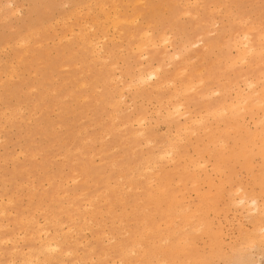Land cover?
Instances as JSON below:
<instances>
[{
	"label": "rangeland",
	"instance_id": "obj_1",
	"mask_svg": "<svg viewBox=\"0 0 264 264\" xmlns=\"http://www.w3.org/2000/svg\"><path fill=\"white\" fill-rule=\"evenodd\" d=\"M263 26L264 0H0V264H264Z\"/></svg>",
	"mask_w": 264,
	"mask_h": 264
},
{
	"label": "bare ground",
	"instance_id": "obj_2",
	"mask_svg": "<svg viewBox=\"0 0 264 264\" xmlns=\"http://www.w3.org/2000/svg\"><path fill=\"white\" fill-rule=\"evenodd\" d=\"M96 1H97V0H96ZM143 2H144V1H143ZM195 2H196V1H195ZM93 3H95V2H93ZM175 3H176V2H175ZM191 3H192V2H191ZM103 4H104V2L102 3V6H103ZM100 6H101V5H100ZM102 6H101V7H102ZM185 6H186V5H185ZM106 7H107V6H106ZM218 7H219V5H218ZM103 8H104V6H103ZM103 8H101V9H103ZM212 8H213V7H212ZM219 8H221V6H220ZM219 8H217V9H219ZM93 9H94V8H93ZM209 11H211V10H209ZM214 11H215V9H214ZM216 11L218 12L219 10H216ZM93 12H94V11H93ZM248 12H249V11H248ZM248 12H247V13H248ZM116 13H117V12H116ZM143 13H144V12H143ZM184 13H186V12H184ZM108 15H109V14H108ZM108 15H107V16H108ZM113 15H114V14H113ZM195 15H196V14H195ZM195 15H193V16H195ZM107 16H106V18L108 19L109 17H107ZM115 16H116V17H115ZM115 16H113L112 18L115 17V19L117 20V17H118V16H117V15H115ZM136 16H137V15H136ZM99 17H100V16H99ZM248 17H249V16H248ZM71 18H72V17H71ZM118 18H119V17H118ZM134 18L137 19L136 17H134ZM134 18H133V19H134ZM87 19H88V18H87ZM85 20H86V19H85ZM116 20L112 22L113 25H114V23H117V24H118L117 21H118L119 19H118L117 21H116ZM123 20H124V19H122V21H123ZM63 21H64V20H63ZM86 21H87V20H86ZM133 21H134V20H133ZM135 21H136V20H135ZM247 21H248V20H247ZM56 22H57V21H56ZM238 22L240 23V20H239ZM243 23H244V21H243ZM58 24H59V23H58ZM91 24H92V23H91ZM117 24H115V25H117ZM148 24H149V23H148ZM254 24H255V23H254ZM257 24H258V23H257ZM83 25H86V24H83ZM115 25H114L113 27H115ZM252 25H253V24H252ZM252 25H251V26H252ZM258 25H259V24H258ZM51 26H52V25H51ZM66 26H67V25H66ZM211 26H212V25H211ZM251 26H250L251 29H247V30H253V31H254V28H252L253 26H252V27H251ZM70 27H71V28H70V31H71L73 28H72V26H70ZM85 27H86V26H85ZM85 27H84V28H85ZM90 27H91V25H90ZM96 27H97V26H96ZM194 27H195V26H194ZM263 27H264V26H263ZM52 28H53V26H52ZM79 29H80V28H79ZM89 29H90V28H89ZM114 29H115V28H114ZM114 29H113V30H114ZM85 30H86V29H85ZM90 30H91V29H90ZM107 30H108V29H107ZM83 31H84V30H83ZM87 31H88V30H87ZM213 31H214V30H213ZM71 32L74 33L73 31H71ZM84 32H86V31H84ZM93 32H94V31H93ZM144 32H146V31H144ZM205 32H207V31H205ZM68 33H69V32H68ZM148 33H150V32H148ZM167 33H168V32H167ZM235 33H236V32H235ZM263 33H264V32H263ZM30 34H31V33H30ZM141 34H143V33H141ZM130 35H132V34H130ZM162 35H164V33H162ZM162 35H160V36H162ZM200 35H201V34H200ZM241 35H242V34H241ZM68 36H69V35H68ZM140 36L143 37V35H140ZM170 36H171V35H170ZM100 37H101V36H100ZM131 37H133V36H131ZM142 37H140V38H142ZM147 37H148V36H147ZM147 37H146V38H147ZM149 37H150V36H149ZM149 37H148V38H149ZM243 37H244V34H243ZM63 38H64V37H63ZM68 38H69V37H68ZM68 38H67V39H68ZM101 38H102V37H101ZM112 38H113V36H112ZM114 38H115V37H114ZM146 38H145V36H144V40H145ZM165 38H167L166 35H165V36H162V39H163V40L160 39V41H158V40H157V41L160 43L161 41H164V40H167V39H168V38H167V39H165ZM170 38H171V37H170ZM261 38H262V37H261ZM65 39H66V36H65ZM65 39H63V40H65ZM67 39H66V40H67ZM82 39H83V34H82ZM90 39H91V37H90ZM92 39H93V38H92ZM99 39H100V38H99ZM102 39H103V38H102ZM149 39H150V38H149ZM239 39H241V38H239ZM242 39L244 40L245 37L242 38ZM104 40H105V38H104ZM118 40H119V39H118ZM142 40H143V38H142ZM142 40H141V41H142ZM146 40H148V39H146ZM146 40H145V42H146ZM169 40H170V39H169ZM60 41H62V39H61V40H58V42H60ZM68 41H69V40H68ZM150 41H151V39H150ZM20 42H22V40H21ZM97 42H98V41H97ZM125 42H126V41H125ZM151 42H153V41H151ZM151 42H150V43H151ZM168 42H169V41H168ZM168 42H166V43H168ZM234 42H235V41H234ZM236 42H237V41H236ZM18 43H19V42H18ZM23 43H24V40H23ZM60 43H61V42H60ZM94 43H95V42H94ZM143 43H144V41H143ZM146 43H147V42H146ZM146 43L143 45V44L140 42V43H138L139 45L137 44V45H135V47H136V49H137V47L139 46V48L141 47V50H142V49H143V48H142V45H143V47H144V46L146 45ZM159 43H158V44H159ZM162 43H164V42H162ZM238 43H239V42H238ZM25 44L27 45V43H25ZM25 44H24V45H25ZM39 44H40V43H39ZM140 44H142V45L140 46ZM158 44H157V45H158ZM168 44H169V43H168ZM242 44L244 45V48H242L243 46H242L241 48H239V47H236L235 45H234V47L237 48L238 56H240L241 59L243 60V59H244L243 56H244L248 51H250V53H252L253 51H251V50H253L254 48H253L252 45H250V39H249V38H246L245 41L242 42ZM242 44H241V40H240L239 46L242 45ZM15 45H16V44H15ZM24 45H23V46H24ZM89 45H90V44H89ZM149 45H150V44H149ZM161 45H162V44H161ZM165 45H166V44H165ZM165 45H163V46H165ZM182 45H183V44H182ZM182 45H181V46H182ZM6 46H7V45H6ZM17 46H18V45H17ZM98 46H99V45H98ZM151 46H152V45H151ZM169 46H170V45H169ZM187 46L190 47V42H189V45H187ZM94 47H95V46H94ZM94 47H93V48H94ZM101 47H102V46H100V49H101ZM145 47H146V46H145ZM166 47H167V46H166ZM184 47H186V46H184ZM97 48H98V47H97ZM139 48H138L137 50H139ZM255 48H257V47H255ZM260 48H261V47H260ZM98 49H99V48H98ZM100 49H99V50H100ZM121 49H122V48H121ZM134 49H135V48H134ZM136 49H135V50H136ZM186 49H187V48H186ZM94 50H95V49H94ZM99 50H98V51H99ZM135 50H134V51H135ZM263 50H264V49H263ZM95 51H96V50H95ZM98 51H96L97 54L100 53V52H98ZM182 51H183V50H182ZM257 51L260 52L259 50H257ZM96 52H95V53H96ZM124 52H125V51H124ZM142 52H144V50H143ZM163 52H164V51H163ZM245 52H246V53H245ZM25 53H26V52H25ZM74 53H75V52H74ZM250 53H249V54H250ZM161 54H162V59H163V57L167 56V55L164 54V53H161ZM177 54H180V53H177ZM249 54H247V55H249ZM92 55H93V53H92ZM100 55H101V54H100ZM170 55H172V54L170 53ZM95 56H96V55H95ZM97 56H98V55H97ZM108 56H109V54H108ZM139 56H140V55H139ZM172 56H173V55H172ZM196 56H197V55H196ZM98 57H99V56H98ZM177 57H178V56H177ZM179 57H180V56H179ZM240 57H239V58H240ZM245 57H246V55H245ZM20 58H21V57H20ZM96 58H97V57H96ZM99 58H100V57H99ZM99 58H98V59H99ZM143 58H144V57H143ZM166 58H167V57H166ZM169 58H170L169 60L172 59L171 57H169ZM189 59L192 60V58H189ZM241 59H239V61H240ZM257 59H258V58H257ZM105 60H107V59H105ZM190 60H188V62H189ZM236 60H237V59H235V61H233V62L236 63V62H237ZM244 60H245V59H244ZM90 61H91V60H90ZM119 61H120V60H119ZM163 61H165V60H163ZM146 62H147V61H146ZM185 62H186V61H185ZM242 62H243V61H242ZM245 62H246V61H245ZM119 63H120V62H119ZM235 63H233V64H235ZM243 63H244V62H243ZM256 63H257V62H256ZM259 63H260V62H259ZM78 64H79V63H78ZM236 64H237V63H236ZM247 64H248V62H247ZM260 64H261V63H260ZM116 65H117V64H116ZM124 65H125V64H124ZM263 65H264V64H263ZM74 66H75V65H74ZM76 66H77V65H76ZM76 66H75V67H76ZM110 66H111V64H110ZM112 66H114V65H112ZM255 66H256V65L254 64V67H255ZM78 67H79V66H78ZM65 68H66V66H65ZM135 69H136V68H135ZM154 69H155V68H154ZM156 69H157V68H156ZM182 69H183L182 71H185L184 68H182ZM252 69H254L253 66H252ZM200 70H201V69H200ZM150 71H152V70H150ZM150 71H149V72H150ZM156 71H157V70H156ZM159 71H160V69H159ZM177 71H178L179 73L182 72L181 70H180L181 72H180L179 70H177ZM10 72H11V70H10ZM12 72H15V71L13 70ZM157 72H158V71H157ZM198 72H199V71H198ZM179 73H177L176 75H179ZM199 73H200V72H199ZM238 73H239V72H238ZM258 73H259V72H258ZM11 74H12V73H11ZM33 74H34V73H33ZM159 74H160V73H159ZM159 74H158V75H159ZM183 74H184V72H183ZM18 75H19V74H18ZM81 75H82V74H81ZM9 76H10V75H9ZM156 76H157V75H156ZM156 76H155V73H154V72H150V73L147 74V75H142V74L140 73V75H139V80L141 81L140 83L142 84L144 81L148 80L149 78L152 79L153 77H156ZM9 78H10V77H9ZM116 78H118L117 75H116ZM172 78H174V77H172ZM189 78H190V77H189ZM241 78H243V77H241ZM203 79H204V78H203ZM263 79H264V78H263ZM263 79H260L259 81H261V80H263ZM110 80L113 81V78H111ZM120 80H121V79H120ZM168 80H169V79H168ZM168 80H167V81H168ZM257 80H258V79H257ZM115 81H116V80H115ZM165 81H166V80H165ZM196 81H197V80H196ZM196 81H195V82H196ZM198 81H199V80H198ZM138 82H139V81H138ZM202 82H203V81H200V83H202ZM234 82H235V81H234ZM250 82H251V81H250ZM250 82H249V83H250ZM0 83H1V82H0ZM121 83H122V82H121ZM165 83L167 84V82H165ZM171 83H172V82H171ZM192 83L195 84L194 86H197L196 83H194V82H192ZM197 83H199V82H197ZM200 83H199V84H200ZM229 83H230V82H229ZM232 83H233V82H232ZM246 83H247V81L245 82V86L248 85V83H247V84H246ZM252 83H253V82H251L249 85H251ZM83 84H85V83H83ZM163 84H164V83H163ZM163 84H162V85H163ZM174 84H175V83H173V85H174ZM188 84H190L189 89H188V87H187L188 85H186V84H184V85H186L185 88H187L188 90L194 88L193 86L191 87V85H192L191 83L188 82ZM234 84H235V83H234ZM128 85H129V87H130L132 84H128ZM136 85H137V84H136ZM147 85H148V84H147ZM160 85H161V83H160ZM184 85H183V86H184ZM253 85H255V84H253ZM113 86H114V85H113ZM125 86H126V85H125ZM158 86H159V85H158ZM168 86H169V85H168ZM198 86H199V85H198ZM198 86H197V88H199ZM129 87H128V88H129ZM133 87H134V86H133ZM165 87H166V86H165ZM230 87H231V86H230ZM232 87H234V85H233ZM232 87H231L230 89H233ZM235 87H236V86H235ZM125 88H126V87H125ZM175 88H176V87H175ZM185 88H184V89H185ZM247 88H248V89H251V88H249V87H247ZM247 88H246V89H247ZM33 89H35V88H33ZM156 89H157V85H156ZM179 89H180V88H179ZM179 89H178V90H179ZM243 89H244V88H243ZM243 89H242V90H243ZM130 90H131V89H130ZM160 90H162V89H160ZM175 90H176V89H175ZM178 90H176V91H178ZM180 90H181V89H180ZM180 90H179V91H180ZM223 90H224V89H223ZM239 90H240V89H239ZM181 91H182V90H181ZM185 91H186V89H185ZM190 91H191V90H190ZM194 91H196V90H194ZM215 91H218V90H215ZM219 91H220V90H219ZM228 91H229V89H228ZM236 91H237V90H236ZM248 91H249V90H248ZM53 92H54V91H53ZM120 92H121V91H120ZM187 92H188V91H187ZM192 92H193V90H192ZM221 92H223V91L221 90ZM243 92H244V90H243ZM255 92H256V91H255ZM255 92H253V91H252V92H248V94H249V93L256 94ZM258 92L260 93V91H258ZM70 93H71V92H70ZM176 93H177V92H176ZM183 93H184V92H183ZM177 94H179V93H177ZM209 94H210V93H209ZM212 94H214V93L211 92L210 95H212ZM216 94H217V93H216ZM246 94H247V93H246ZM248 94H247V95H248ZM262 94H263V93H262ZM210 95H209V96H210ZM234 95H235V91H234ZM260 95H261V93H260ZM263 95H264V94H263ZM175 96H176V95H175ZM204 96H205V95H204ZM209 96H206V97H209ZM255 96H256V95H255ZM117 97H118V96H117ZM173 97H174V96H173ZM173 97H171V98H173ZM176 97H177V96H176ZM176 97H174V100H175ZM253 97H254V96H253ZM253 97L250 96V99H252ZM261 97H262V96H261ZM86 98H87V97H86ZM101 98H102V97H101ZM120 98H121V96H120ZM120 98H118L117 100H119ZM122 98H123V97H122ZM122 98H121V101H120V102H122ZM157 99H158V98H157ZM255 99H256V97H255ZM255 99H254V101H256ZM169 100H170V99H168V100L165 99V101H167V102H170V101H171V100H170V101H169ZM244 100H245V101L247 100V101H246L247 103H245ZM252 100H253V99H252ZM260 100L263 101V99H260ZM257 101H259V100H257ZM160 102H161V101H160ZM96 103H97V101H96ZM118 103H119V102H118ZM118 103H117V104H118ZM161 103H162V102H161ZM181 103L183 104L182 101H181ZM181 103H179V105L182 106V107L180 106L181 109H182V108H183V105H182ZM254 103H255V102H254ZM259 103H261V102H259ZM121 104H123V103H121ZM121 104H120V105H121ZM175 104H176V103H175ZM240 104H241L242 106H241ZM243 104H245V106H244ZM247 104H248V105L250 104V103L248 102V96H246V99H244L242 93H240V94L237 93L236 96L232 99L231 103H229V105H228V103H227L226 105L229 106V112H234V113H235V112L238 113V112L240 111V106L242 107L241 110H244L245 108L247 109V108H250V107H252V109H253V107L255 108V107L257 106V105H254V104L252 103L253 105L250 104L251 106H248V107H247V106H246ZM256 104H258V102H257ZM109 105H110V104H109ZM120 105H119V106H120ZM261 105H262V104H261ZM111 106H112V105H111ZM113 106L115 107V105H113ZM159 106H161V105H159ZM166 106H167V104H166ZM176 106H177V104H176ZM222 106L224 107V105H221V107H222ZM177 107H178V106H177ZM177 107H176V109L174 108V110H176L175 112H177L176 114H178V113L181 112L180 110H179L180 112L178 111V109H179L180 107H179V108H177ZM225 107H226V106H225ZM243 107H245V108H243ZM263 107H264V103H263ZM169 108H171V107H169ZM169 108H168L167 110H169ZM226 108H228V107H226ZM226 108H225V109H226ZM259 108H260V107H259ZM216 109H217V108H216ZM221 109H222V108H221ZM221 109H220L219 111H221ZM223 109H224V108H223ZM250 109H251V108H250ZM63 111H64V110H63ZM158 111H159V110H157V112H156L157 114H159ZM185 111H187V110L185 109ZM203 111H204V110H203ZM216 111H217V110H216ZM219 111H218V112H219ZM225 111H226V110H225ZM225 111H221V112L225 113ZM118 112H119V111H118ZM168 112H169V114H170L171 111L169 110V111H167V113H168ZM182 112H183V111H182ZM182 112H181V113H182ZM263 112H264V111H263ZM116 113H117V112H116ZM116 113H114L115 115H114L113 117L116 116ZM167 113H165V114H167ZM184 113H185V112H184ZM184 113H183V114H184ZM206 113H207V111L205 110V115H206ZM209 113H210V112H209ZM209 113H208V114H209ZM211 113H213V112H211ZM214 113H216V112L214 111ZM227 113H228V112H227ZM111 114H112V113H111ZM118 114H120V113H118ZM171 114H172V113H171ZM183 114H178V115L180 116V115H183ZM216 114H217V113H216ZM216 114H215V115H216ZM61 115H62V114H61ZM185 115H187V114H185ZM213 115H214V114H213ZM213 115H212V116H213ZM219 115H220V114H219ZM224 115H225V114H224ZM260 115H261V114H260ZM56 116H57V115H56ZM71 116H72V115H71ZM170 116H172V115H169L168 117H170ZM199 116H201V121H202V115L200 114ZM199 116H198V117H199ZM207 116H208V115H207ZM217 116H218V115H217ZM111 117H112V116H111ZM138 117H139V119L141 118L140 116H137V118H138ZM214 117H215V116H214ZM261 117H263V116L261 115ZM261 117H260V118H261ZM10 118H11V117H10ZM143 118H144V117H143ZM229 118H230V117H229ZM257 118H258V117H257ZM139 119H136V121L138 122V123L136 122L137 125H140V122H139V121L142 120V119H140V120H139ZM203 119H204V118H203ZM230 119H231V118H230ZM262 119H263V118H262ZM35 120H36V119H35ZM114 120H115V119H114ZM134 120H135V119H134ZM138 120H139V121H138ZM146 120H147V119H146ZM195 120H197V119H195ZM195 120H193V121L195 122ZM255 120H257V119H255ZM258 120H259V118H258ZM52 121H53V120H52ZM143 121H144V120H143ZM143 121H142V122H143ZM193 121H192V122H193ZM201 121H199V123H201ZM263 121H264V119H263ZM263 121H261L262 123H261V122H260V123L263 124V123H264ZM84 122H85V121H84ZM142 122H141V125H142L143 123H145V122H143V123H142ZM197 122H198V121H197ZM197 122H196V123H197ZM63 123H64V122H63ZM199 123H198V124H199ZM258 123H259V122H257V124H258ZM112 124H113V123H112ZM112 124H111V125H112ZM125 124H127V123H125ZM198 124H197V125H198ZM137 125H136V126H137ZM187 125H188V124H187ZM189 125H190V121H189ZM58 126H59V125H58ZM121 126H122V125H121ZM123 126H124V124H123ZM123 126H122V127H123ZM144 126H146V125L144 124L143 127H144ZM185 126H186V123H185ZM58 128H59V127H58ZM184 128H186V127L183 126V129H184ZM190 128H192V127L189 126V129H190ZM61 129H62V128H61ZM106 129H107V128H106ZM189 129L186 128V131H188ZM207 129H208V128H207ZM262 129H263V128H262ZM262 129H261V132H262ZM84 130H85V129H84ZM116 130H117V129H116ZM144 130H146V129H144ZM144 130H143V131H144ZM184 130H185V129H184ZM184 130H183V132H184V134H185V131H184ZM226 130H227V129H226ZM228 130H229V129H228ZM230 130H232V129H230ZM230 130H229V131H230ZM244 130H245V129H244ZM45 131H46V130H45ZM73 131H74V130H73ZM141 131H142V130H141ZM143 131H142V132H143ZM190 131H192V130H190ZM190 131H188L189 133H187V134L190 135V136H192V134H190V133H192L193 131H192V132H190ZM245 131H246V130H245ZM138 132H139V133H137V135H138V137H139V135H142V134H141L140 131H138ZM180 132H181V131H180ZM225 132H226V131H225ZM234 132H235V131H234ZM135 133H136V132H134L133 134H135ZM181 133H182V132H181ZM42 134H43V133H42ZM175 134H176V133H175ZM219 134H220V133H219ZM255 134H256V133H255ZM255 134H254V135H255ZM263 134H264V132H263ZM180 135H182V134H180ZM259 135H260V134H259ZM259 135H258V136H259ZM47 136H48V135H47ZM106 136H109V135H106ZM142 136H143V135H142ZM142 136H141V137H142ZM176 136H177V135H176ZM135 137H136V134H135ZM178 137H179V136H178ZM188 137H189V136H188ZM262 137H263V136H262ZM91 138H92V137H91ZM91 138H90V139H91ZM179 138H180V137H179ZM181 138H182V136H181ZM189 138H190V137H189ZM254 138H255V136H254ZM18 139H19V138H18ZM45 139H46V138H45ZM61 139H62V138H61ZM61 139H60V140H61ZM90 139H89V140H90ZM175 139H176V138H175ZM252 139H253V138H252ZM262 139H263V138H262ZM178 140H179V139H178ZM211 140H212V139H211ZM253 140H254V139H253ZM37 141H38V140H37ZM45 141H46V140H45ZM147 141H150V139H149V140L147 139ZM173 141H174V140H173ZM173 141H172V142H173ZM40 142H41V141H40ZM220 142H221V140H220ZM259 142H260V141H259ZM58 143H59V142H58ZM147 143H148V142H147ZM175 143H176V142H175ZM216 143H217V142H213V145L216 144ZM221 143H223V141H222ZM149 144H151V143L149 142ZM205 144H206V143H205ZM207 144H208V142H207ZM220 145H221V144H220ZM224 145H225V144H224ZM215 146H216V145H215ZM250 146H251V144H250ZM35 147H36V146H35ZM60 147H61V146H60ZM62 147H63V146H62ZM222 147H223V144H222ZM71 148H72V147H71ZM114 148H115V147H114ZM135 148H137V147H135ZM170 148H171V147H170ZM173 148H174V147H173ZM224 148H226V147H224ZM247 148H248V146H246V145H244V146L241 147V150L245 151L244 156H243V158H242L241 160H242V165H243L244 167L250 168L251 165H252V154H253V149H251V148L247 149ZM62 149H63V148H62ZM164 149H165V148H164ZM210 149H212V148H210ZM63 150H64V149H63ZM168 150H169V149H168ZM75 151H77V150H75ZM133 151H135V150H133ZM165 151H166V150H165ZM169 151H171V150H169ZM195 151H196V150H195ZM44 152H45V151H44ZM133 154H134V153H133ZM206 154H207V153H206ZM91 155H92V154H91ZM152 155H153V153H152ZM158 155H159V154H158ZM163 155H164V154H163ZM163 155H162V156H163ZM165 155H168V154L165 153ZM162 156L159 155L158 160H159L160 157H162ZM204 156H205V155H204ZM206 156H207V155H206ZM206 156H205V157H206ZM241 156H242V155H241ZM153 157H155V156H153ZM163 158H164V156H163ZM166 158H167V157H166ZM254 158H255V157H254ZM168 159H169V158H168ZM255 159H257V158H255ZM43 160H45V159H43ZM115 160H116V159H115ZM154 160H155V159H154ZM45 161H46V160H45ZM112 161H113V160H112ZM171 161H172V160H171ZM171 161H170V162H171ZM190 161H191V159H190ZM103 162H104V161H103ZM99 163H100V162H99ZM255 163L257 164V161H256V160H255ZM150 164H151V163H150ZM202 164H203V163H202ZM45 165H46V164H45ZM57 165H58V164H57ZM156 165H157V164H156ZM199 165H200V164H199ZM204 165H205V164H204ZM54 166H55V165H54ZM112 166H113V165H112ZM152 166H154V164H153ZM196 166H197V164H196ZM200 166H203V165H200ZM119 167H120V166H119ZM146 169H148V168H146ZM146 169H145L144 172H146ZM219 169H220V168H219ZM150 170H151V169H150ZM157 171L160 172L161 170L158 169ZM87 172H88V171H87ZM138 172L140 173V171H138ZM138 172H137V173H138ZM176 172H177V171H176ZM242 172H243V171H242ZM139 173H138V174H139ZM157 173H158V172H157ZM253 173H254V171H253ZM145 174H146V173H145ZM254 174H257V173H254ZM132 175H133V174H132ZM156 176H158V174H157ZM237 176H238V175H237ZM237 176H236V177H237ZM29 177H30V176H29ZM141 177H142V176H141ZM143 177H144V176H143ZM233 177H234V176H233ZM233 177H232V178H233ZM236 177H234V178H236ZM70 178H72V177H70ZM72 179H73L74 182H76V181H75V180H76L75 177L72 178ZM74 179H75V180H74ZM118 179H119V178H118ZM120 179H121V178H120ZM120 179H119V180H120ZM150 179H152V178H150ZM32 181H33V179H32ZM49 181H50V180H49ZM49 181H48V182H49ZM67 182H68V181H67ZM165 182H167V181H165ZM194 183L197 184L196 181L193 182V185H195ZM177 184H178V183H177ZM182 184H183V183H182ZM124 185H125V184H124ZM167 186H168V184H167ZM19 187H20V186H19ZM122 187H123V186H122ZM130 187H131V186H130ZM130 187H128V189H129ZM161 188L163 189L164 186L161 187ZM232 188H233V187H232ZM32 189H33V188H32ZM162 189H161V190H162ZM197 190H198V189H197ZM105 191H106V190H105ZM234 192H236V190L233 191V193H234ZM104 193H105V192H104ZM208 194H209V192H208ZM64 195H65V193H64ZM212 195H213V194H212ZM208 196H209V195H208ZM220 196H221V195H220ZM61 197H63V196H61ZM210 197H213V196L210 195ZM210 197H209V198H210ZM229 197H230V200H231V201H235V200H236L235 198L232 197L231 193L229 194ZM107 199H108V198H107ZM123 199H124V198H123ZM123 199H122V201H123ZM177 199H178V198H177ZM207 199H208V198H207ZM104 200H105V199H104ZM178 200H179V199H178ZM241 200H242V201H241ZM241 200H240V203H243V201H244V200H243V197H241ZM1 201H3V200L1 199L0 202H1ZM9 201H10V200H8V203H9ZM89 201H90V200H89ZM93 202H94V201H93ZM113 202H114V201H113ZM209 202H210V201H209ZM252 202H253L252 205H254L253 208H254L255 210L258 211L259 208H260V205L257 203L256 199H253ZM11 203H12V202H11ZM140 203H141V202H140ZM187 203H188V202H187ZM230 203H231V202H230ZM235 203H236V202H235ZM237 203H239V202H237ZM89 204H90V203H89ZM174 204H175L176 206H178V204H177L175 201H174ZM212 205H213V204H212ZM186 206H187V205H186ZM0 207H1V205H0ZM261 207H262V206H261ZM61 208H62V207H61ZM174 208H175V207H174ZM3 210H4V209H3ZM108 210H109V209H108ZM132 210H134V208H132ZM145 210H146V209H145ZM255 210H252V211H255ZM260 210H261V211H260V215H259V216L264 215V211L262 210V208H260ZM41 211H42V210H41ZM179 211H180V210H179ZM192 211L194 212V209H193ZM39 212H40V211H39ZM193 212H192V213H193ZM1 213L3 214L4 212H2V210H1ZM1 213H0V214H1ZM8 213H9V212H8ZM10 213H11V212H10ZM169 213H170V212H169ZM188 213H189V212H188ZM195 213H196V212H195ZM2 214H1V215H2ZM181 214H182V212H181ZM167 215H168V213H167ZM185 215H186V213H185ZM70 218H71V217H70ZM73 218H74V217H73ZM75 218H76V217H75ZM75 218H74V219H75ZM98 218H99V217H98ZM26 219H27V218H26ZM26 219H25V220H26ZM88 219H89V218H88ZM90 219H91V218H90ZM174 219H176V218H174ZM177 219H179V218H177ZM188 219H189V218H188ZM188 219H187V220H188ZM33 220H34V219H33ZM187 220H186V221H187ZM189 220H190V219H189ZM254 220L257 221V219H254ZM258 220H259V219H258ZM21 221H22V220H21ZM26 221H27V220H26ZM56 221H57V219H56ZM88 221H89V220H88ZM169 221H171V219H170ZM172 221H173V220H172ZM190 221H191V220H190ZM259 221H260V220H259ZM259 221H258V222H259ZM29 222H30V221H29ZM130 222H133V221H130ZM134 222H135V221H134ZM21 223H23V222H21ZM59 223H60V222H59ZM88 223H90V221H89ZM103 223H104V222H103ZM169 223L171 224V222H169ZM169 223H168L167 225L170 226ZM38 224H39V223H38ZM55 224H57V223H55ZM4 225H5V224H4ZM27 225H28V223H27ZM59 225H60V224H59ZM91 225H92V224H91ZM172 225H173V224H171V226H172ZM185 225H186V224H185ZM187 225H189V224L187 223ZM86 226H87V225H86ZM198 226H200V225H198ZM38 227L40 228V226H38ZM97 227H98V225H97ZM187 227H188V226H187ZM195 227H196V226H195ZM80 228H81V227H80ZM72 229H73V228H72ZM72 229H70V230H72ZM42 230H43V229H42ZM67 230H68V229H67ZM67 230H65V231H67ZM68 231H69V230H68ZM68 231H67V232H68ZM75 231H76V230H75ZM146 231H147V230H146ZM149 231H151V229H150ZM43 232H48V231L43 230ZM43 232H42V233H43ZM63 232H64V231H63ZM147 232H148V231H147ZM147 232H146V233H147ZM35 233H36V232H35ZM174 233H175V232H174ZM37 234H38V237H39V234H40V233H37ZM43 234H44V233H43ZM105 234H106V233H105ZM20 235H22V234L20 233ZM30 235H31V234H30ZM44 235H46V233H45ZM257 235H258V234H257ZM22 236H23V235H22ZM31 236H32V235H31ZM247 236H248V235H247ZM251 236H252V235H251ZM253 236H254V235H253ZM45 237H46V236H45ZM142 237H143V236H142ZM249 237H250V236H249ZM39 238H40V237H39ZM58 238H59V236H58ZM143 238H144V237H143ZM251 238H252V237H250V239H251ZM44 239H45V238H44ZM51 239H52V238H51ZM56 239H57V238H56ZM252 239H253V238H252ZM252 239H251V240H252ZM259 239H260V238H259ZM66 240H67V239H66ZM166 240H167V239H166ZM53 241L55 242V240H53ZM257 241H258V239H257ZM248 243H249V241H248ZM13 244H14V243H13ZM136 245H139V244H136ZM43 246H44L45 251H47L48 249H52V250H53V249H57V248H56L57 244H56V243H53L52 241H51V242L49 241V242L43 244ZM58 248H59V246H58ZM121 248H122V246H121ZM138 248H140V246H139ZM40 249H41V248H40ZM40 249H39V251L41 252ZM133 250H134V248H133ZM133 250H130V251H133ZM157 250H158V249H157ZM171 250H172V249H171ZM178 250H179V249H178ZM36 251H37V250H36ZM145 251H146V250H145ZM145 251H144V253H145ZM158 251H159V250H158ZM24 252H25V251H24ZM24 252H23V254H24ZM48 252H49V251H48ZM162 252H163V251H162ZM144 253H143V254H144ZM37 254H38V252H37ZM51 254H52V252H51ZM137 254H138V253H137ZM215 254H216V253H215ZM224 254H225V253H224ZM59 255H60V253H59ZM62 255H64V253H63ZM127 255H128V254H127ZM144 255H145V254H144ZM157 255H158V254H157ZM30 256H31V255H30ZM124 256H125V255H124ZM141 256H142V255H141ZM222 256H225V255L222 254ZM26 257H27V256H26ZM36 257H37V256H36ZM165 257H166V256H165ZM214 257H215V256H214ZM214 257H213V258H214ZM32 258H33V257H32ZM141 258H142V257H141ZM27 259L29 260V255H28V257L26 258V260H27ZM34 259H35V258H34ZM36 259H37V258H36ZM36 259H35V260H36ZM48 259H49V257H48ZM50 259H51V258H50ZM53 259H55V258H53ZM139 259H140V258H138V261H139ZM142 259H143V258H142ZM55 260H56V259H55ZM30 261H31V258H30ZM38 261H39V259H38ZM121 261H122V260H121ZM22 262H23V261H22ZM45 262H46V261H45ZM168 262H169V261H168ZM11 263H12V262H11ZM11 263H10V264H11ZM13 263H14V262H13ZM15 263H16V262H15ZM30 263H31V262H30ZM35 263H36V262H35ZM157 263H159V262H157ZM166 263H167V262H166ZM20 264H22V263H20ZM23 264H24V263H23ZM26 264H29V263H26ZM39 264H40V263H39ZM43 264H44V263H43ZM61 264H63V263H61ZM161 264H162V262H161ZM164 264H165V263H164ZM206 264H207V263H206Z\"/></svg>",
	"mask_w": 264,
	"mask_h": 264
},
{
	"label": "snow or ice",
	"instance_id": "obj_3",
	"mask_svg": "<svg viewBox=\"0 0 264 264\" xmlns=\"http://www.w3.org/2000/svg\"><path fill=\"white\" fill-rule=\"evenodd\" d=\"M257 244H259L261 248H264V234L261 235L258 241H251L249 247L254 249ZM53 251H55V249H53ZM222 264H242V262H222Z\"/></svg>",
	"mask_w": 264,
	"mask_h": 264
}]
</instances>
